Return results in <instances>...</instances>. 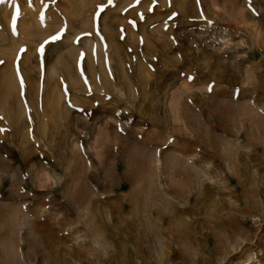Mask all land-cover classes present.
<instances>
[{
	"label": "rangeland",
	"instance_id": "1",
	"mask_svg": "<svg viewBox=\"0 0 264 264\" xmlns=\"http://www.w3.org/2000/svg\"><path fill=\"white\" fill-rule=\"evenodd\" d=\"M0 264H264V0L0 4Z\"/></svg>",
	"mask_w": 264,
	"mask_h": 264
},
{
	"label": "bare ground",
	"instance_id": "2",
	"mask_svg": "<svg viewBox=\"0 0 264 264\" xmlns=\"http://www.w3.org/2000/svg\"><path fill=\"white\" fill-rule=\"evenodd\" d=\"M87 46H89V48L91 49V42H88L87 43ZM105 64H106V62H105ZM107 65H108V63H107ZM108 67V66H107ZM110 68H108V70H109ZM112 69V68H111ZM106 70V69H105ZM105 70H104V72H105ZM53 72H55V70H52ZM96 74V73H95ZM106 74V75H105ZM105 74H104V79H106V80H111L112 79V77L111 76H109V74L110 73H106L105 72ZM112 74V73H111ZM83 77V76H82ZM96 77V76H95ZM99 77V76H98ZM99 79V78H98ZM115 79V78H114ZM96 80V79H95ZM113 80V79H112ZM99 82H100V80H99ZM98 83V82H97ZM111 86H113L114 88H122L119 84H117L116 82H113V83H111ZM5 88H1V90L3 91ZM120 90V89H119ZM4 93V92H3ZM121 93V92H120ZM122 94H123V92H122ZM4 95V94H3Z\"/></svg>",
	"mask_w": 264,
	"mask_h": 264
},
{
	"label": "snow or ice",
	"instance_id": "3",
	"mask_svg": "<svg viewBox=\"0 0 264 264\" xmlns=\"http://www.w3.org/2000/svg\"><path fill=\"white\" fill-rule=\"evenodd\" d=\"M5 2V0H0V4H2V3H4ZM32 3V0H29V4H31ZM101 10H103V9H101ZM18 12H19V9L17 8V14H18ZM60 37H59V35H56V36H54V37H52V39H59Z\"/></svg>",
	"mask_w": 264,
	"mask_h": 264
}]
</instances>
